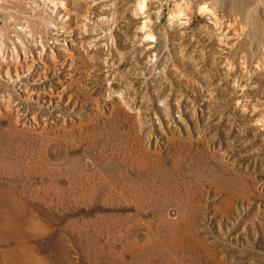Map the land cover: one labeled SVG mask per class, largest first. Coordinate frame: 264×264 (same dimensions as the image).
<instances>
[{
  "label": "rangeland",
  "instance_id": "374dc122",
  "mask_svg": "<svg viewBox=\"0 0 264 264\" xmlns=\"http://www.w3.org/2000/svg\"><path fill=\"white\" fill-rule=\"evenodd\" d=\"M57 1L0 0V55L75 103L0 105V264H264V46L234 1L216 32L179 0Z\"/></svg>",
  "mask_w": 264,
  "mask_h": 264
},
{
  "label": "bare ground",
  "instance_id": "6f19581e",
  "mask_svg": "<svg viewBox=\"0 0 264 264\" xmlns=\"http://www.w3.org/2000/svg\"><path fill=\"white\" fill-rule=\"evenodd\" d=\"M233 1L234 2L230 5L231 12H232V14H231L232 15V21L234 22V24H236L237 21L239 20L238 22L241 23V25L243 26L242 29H240V30H242L240 35H243V38L241 37L242 40L240 38L242 46L244 48L248 49L251 53H253L254 45L256 47H258L259 49H262V47L264 46V0H233ZM66 2H70V1L69 0H58L56 3L52 4V6H54V8L57 9V7H64V5H66ZM107 2H108V0H107ZM218 2H219V0H179V8L181 10L179 12L181 14L182 13L184 14V11H188V12L192 13V10L196 9L200 14H205V15L208 14L209 16H211L214 19V23H213V27H212L214 31L212 30V32H216L217 29L220 30L222 28L220 23H219V18H218L219 15L217 16V9L219 7ZM108 4L111 5L112 3L109 1ZM144 5H145V0H143V2H141V4H140L141 10L144 8ZM56 9H54L52 11V16L56 19L59 18V20L63 21V26H66L67 22H68L67 20H69V16H68L69 14L67 13L68 14L67 15L63 8H62L63 9L62 12L58 11ZM236 16H239L238 20H237ZM84 19H85L84 20L85 23L84 24L82 23V24L85 26V28H88V27H86L87 26L86 24L90 18L88 19V16H87V17H84ZM64 20H65V22H64ZM50 23H51L54 31H62L64 33L65 29L64 30H60V29L58 30L57 29V27H59V23H57L56 20H52V21H50ZM84 30H86V29H84ZM61 36L65 37L63 35H61ZM152 36L153 35L150 32L146 34V37H148V38H150ZM258 48H256V49H258ZM37 51H38V49L36 48V52ZM254 53H255V51H254ZM263 53L264 52H261L262 59L264 60V54ZM38 55H40L39 51H38ZM38 58L41 59V61L39 60V62H41L43 67H40V65H37L38 62H36V59L32 60L33 64L31 66L23 65V63L21 64L20 62H19V64L16 63V65H12L11 62L9 63L4 58L3 55L1 56L0 74L3 75L4 77H6V79L8 80L9 83H4L2 85L4 91L2 92V94L0 96V105L1 106L5 105V107H6L5 109L9 110L11 103L16 98L15 97L16 92L22 91V93H24L23 96H20L22 100L23 99H29V100L35 99L37 101H40V103H42V106H44V107H45V104L50 106V109L54 108V106L62 107L65 105L74 107L75 103H72V100H70V99L65 100L64 99V96L66 94V90L64 88L67 86H65L64 88L63 87H57V84L55 86L54 85L55 83L54 84L51 83L52 81L50 80V77H51L50 74L45 73L46 72L45 70L47 68H49V66H47L48 64L43 61L42 57L39 56ZM25 59L27 60L28 58H26V56H25ZM15 60H16V58H15ZM17 60H18V58H17ZM28 61H30V60H28ZM56 62L57 61L54 60V63H55L54 66H57L58 62L57 63ZM25 64H27V63H25ZM76 66L77 65H75L74 61H70V62L64 61L61 68L58 69L57 72L60 76L61 73L62 74L66 73V69L70 70L71 72L76 71L77 70ZM50 67H52V66H50ZM41 71L43 72L44 78H42L40 75ZM25 72H26V77L21 78L20 74H24ZM54 72H56V71H54ZM43 79L44 80L46 79V82ZM61 88H62V90H61ZM14 92H15V94H14ZM121 99H122V97H121ZM37 110L38 109H36L32 112V113H34L33 117H32L33 121H35V119L37 118L36 117V114H38ZM142 258L145 259L144 256L143 257L139 256V259H142ZM208 258L210 259V257H208Z\"/></svg>",
  "mask_w": 264,
  "mask_h": 264
}]
</instances>
